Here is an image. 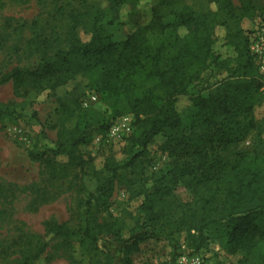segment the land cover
Here are the masks:
<instances>
[{
	"label": "trees",
	"instance_id": "obj_1",
	"mask_svg": "<svg viewBox=\"0 0 264 264\" xmlns=\"http://www.w3.org/2000/svg\"><path fill=\"white\" fill-rule=\"evenodd\" d=\"M107 1L118 9L139 0ZM153 1L151 20L142 30L168 35L169 43L162 40L151 45L140 29L122 42L113 41L102 26L103 11L95 0H64L56 12L66 20L62 31L52 28L46 32L37 19L15 25L7 19L17 40L28 27L23 53L38 57V62L0 73V86L9 81L61 82L63 77L79 72L91 74V88L116 110V115L125 109L134 116L127 164L144 155L157 138L161 140L158 148L172 157L165 170L143 181L139 191L142 202L129 213L134 221L129 240L124 239L125 217L101 219L99 215L112 195L119 168L111 161L100 174L95 191L82 201L79 226L48 221L43 239L22 255L19 264H31L56 239L70 250L73 238L84 253H90L92 263L104 264L105 259L110 264L112 256L97 245L103 235H111L122 244L121 264H134L130 255L138 252L146 239L160 235L174 238L182 233L195 251L209 239H219L228 253L242 252L247 262L264 264V140L259 138L258 149L238 147L251 131L259 129L254 110L264 100V76L249 51L248 31L238 25L239 17L230 0H212L215 8L204 12L181 0ZM224 12L236 27L226 29L218 44L215 29L225 24L220 18ZM79 27L89 33L88 40L78 37ZM209 69L219 73L210 83L204 78ZM140 77L154 84L145 86L141 81V85ZM181 97L188 101L184 111L177 105ZM121 106L124 108L118 109ZM81 108L65 140L57 139L54 146L30 153L32 160L59 156L70 166H84L85 161L75 154L77 147L89 141L97 124L102 129L107 124L100 121L98 112ZM187 110L190 114L185 125L182 115ZM4 116L26 118L0 104V117ZM180 184L191 199L165 211L166 198ZM68 258L78 263L71 253Z\"/></svg>",
	"mask_w": 264,
	"mask_h": 264
},
{
	"label": "rangeland",
	"instance_id": "obj_2",
	"mask_svg": "<svg viewBox=\"0 0 264 264\" xmlns=\"http://www.w3.org/2000/svg\"><path fill=\"white\" fill-rule=\"evenodd\" d=\"M95 1L103 11L102 26L113 41L122 42L129 33L139 29L151 45H157L162 40L171 41L168 35L142 30L151 20L150 10L155 5L153 0L127 3L118 9L111 8L107 0ZM230 1L235 15L239 17L238 25L246 32L252 27L256 15L264 14V0ZM63 2L0 0V38L6 36V39H0V73L15 66H33L38 62V57H27L23 53L29 36L28 27L25 26L17 40L12 34L15 33L12 27L6 24L7 19L12 25L23 21L29 24L32 19H37L46 32L52 28L62 31L66 20L56 12ZM181 2L198 12L215 8L212 0ZM220 18L225 24L215 29L218 44L222 42L226 29L236 27L226 12L221 13ZM166 19L171 20V16ZM180 32L185 33V30L181 28ZM77 35L82 41L90 37L82 27L77 28ZM15 42L17 47H14ZM218 75L214 69H209L204 78L210 83ZM142 77L139 83L142 81L145 86L154 84ZM62 79L61 82L28 80L20 84L9 81L0 86V104L26 115L23 120L0 117V264H19L22 255L43 239L48 221L78 227L82 201L95 191L100 174L106 172V165L111 161L117 162L119 168L112 195L99 215L101 219L109 215L125 217L127 227L124 239L129 240L134 227L129 213H133L142 202L139 191L143 181L152 173L165 170L172 158L167 151L158 148L161 140L157 138L144 155L127 164L129 138L135 130L133 114L124 109L116 115V110L101 99L95 88H91V74L79 72ZM89 92L94 93L96 99L85 108L98 112L100 121L104 120L107 128L102 129L101 124H97L90 132L89 141L77 147L75 154L85 161L84 166H70L65 158L59 156L44 157L42 161L32 160L30 153L54 146L57 139L65 140L77 113H82V103ZM187 104L184 97L177 101L181 111ZM122 107L118 109L122 110ZM189 114L187 110L182 115L185 125ZM254 118L259 123V129L248 134L238 145L240 149H258L259 138L264 140V100L255 108ZM190 199L189 191L180 184L166 198L163 207L165 211L177 209L178 205ZM97 245L100 251L112 256L110 264H121L122 244L114 241L111 235L100 236ZM180 252L198 255L201 264H253L245 260L242 252L228 253L219 239L211 238L203 248L195 251L185 233L174 238L160 235L146 239L140 244V250L130 257L134 264H175ZM69 253L78 261L76 264H95L90 261V253L82 251L76 238H73L70 250H66L60 239L52 241L31 264H73L68 258ZM104 264H107L105 259Z\"/></svg>",
	"mask_w": 264,
	"mask_h": 264
},
{
	"label": "built area",
	"instance_id": "obj_3",
	"mask_svg": "<svg viewBox=\"0 0 264 264\" xmlns=\"http://www.w3.org/2000/svg\"><path fill=\"white\" fill-rule=\"evenodd\" d=\"M248 48L254 56L259 72L264 76V14H258L254 18L252 27L248 31ZM82 105L87 107L96 99L94 93L89 92ZM175 264H201L198 255H189L188 252H180L175 258Z\"/></svg>",
	"mask_w": 264,
	"mask_h": 264
}]
</instances>
